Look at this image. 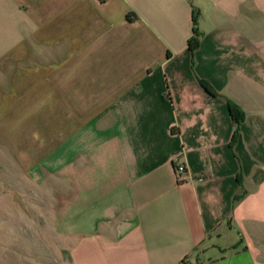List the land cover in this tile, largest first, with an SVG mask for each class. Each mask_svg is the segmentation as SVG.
I'll use <instances>...</instances> for the list:
<instances>
[{"label": "crops", "instance_id": "0c3cea01", "mask_svg": "<svg viewBox=\"0 0 264 264\" xmlns=\"http://www.w3.org/2000/svg\"><path fill=\"white\" fill-rule=\"evenodd\" d=\"M9 179L59 264H264V0H0Z\"/></svg>", "mask_w": 264, "mask_h": 264}, {"label": "rangeland", "instance_id": "374dc122", "mask_svg": "<svg viewBox=\"0 0 264 264\" xmlns=\"http://www.w3.org/2000/svg\"><path fill=\"white\" fill-rule=\"evenodd\" d=\"M23 180L9 179L4 185L0 264H59V241L49 223L48 202Z\"/></svg>", "mask_w": 264, "mask_h": 264}, {"label": "trees", "instance_id": "16d2710c", "mask_svg": "<svg viewBox=\"0 0 264 264\" xmlns=\"http://www.w3.org/2000/svg\"><path fill=\"white\" fill-rule=\"evenodd\" d=\"M134 16V14L132 12L128 13L126 15L127 19H130ZM192 23H193V27H192V36L191 38H189V40L187 41V46H188V49L190 52H192V50L197 46V43H198V37H199V32L196 30L195 28V15L193 13V16H192ZM203 84V83H202ZM204 86V84H203ZM232 119L233 121L235 122L236 124V130H237V127L239 125V123L242 121V113L240 111L236 112V113H233L232 114Z\"/></svg>", "mask_w": 264, "mask_h": 264}, {"label": "built area", "instance_id": "2783aa9c", "mask_svg": "<svg viewBox=\"0 0 264 264\" xmlns=\"http://www.w3.org/2000/svg\"><path fill=\"white\" fill-rule=\"evenodd\" d=\"M173 170H174L176 182L180 183V182L186 181L188 179V176L186 174L185 167H184V165L182 163H175L173 165ZM196 180L197 181H200L201 178L199 177ZM177 264H191V263H189L188 260H186L185 258H183Z\"/></svg>", "mask_w": 264, "mask_h": 264}]
</instances>
